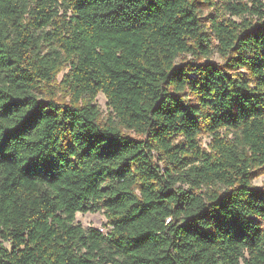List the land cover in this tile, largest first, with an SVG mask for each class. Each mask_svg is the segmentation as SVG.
I'll return each mask as SVG.
<instances>
[{
	"label": "trees",
	"instance_id": "trees-1",
	"mask_svg": "<svg viewBox=\"0 0 264 264\" xmlns=\"http://www.w3.org/2000/svg\"><path fill=\"white\" fill-rule=\"evenodd\" d=\"M263 170L264 0H0V264H264Z\"/></svg>",
	"mask_w": 264,
	"mask_h": 264
},
{
	"label": "rangeland",
	"instance_id": "rangeland-1",
	"mask_svg": "<svg viewBox=\"0 0 264 264\" xmlns=\"http://www.w3.org/2000/svg\"><path fill=\"white\" fill-rule=\"evenodd\" d=\"M199 8L200 9H199L198 15L200 16L201 22L207 23L208 14L211 12V8L208 7V5H201ZM225 17H230L231 19L235 21L240 20L238 16L231 15L229 13H226ZM189 60H196V61L208 60L211 62L223 64L225 61V58L222 57L218 52H213L212 55H210L209 57H202V56L195 57L194 55L190 53H186L178 57V62L183 63ZM67 71H68V67L64 66L57 73L55 77V83H53L55 85L53 90L56 93V99L59 101H64V102L69 101V98H70L68 94V89L64 86V84L61 83L63 76L67 73ZM40 92H44V91H40ZM44 93H48V92H44ZM40 96L44 98L45 95L41 93ZM94 102L97 104L100 110V121L106 122L108 117L110 116V108L108 107L106 97L104 96L103 93L100 92L96 96ZM124 131L134 137H138V138L141 137L134 131L126 130V129ZM197 140L201 147H207V144L210 141V135L207 133H201L198 135ZM159 156L160 155H158L157 157ZM155 160L158 162L160 166L164 165V163L162 161H159L158 158H155ZM252 184L256 187H264V170L253 178ZM75 221L80 223L83 227H95V228H100L102 230H105L106 228L105 224L107 222V218H106L105 213L102 210L93 211V212L87 211V212H77L75 215Z\"/></svg>",
	"mask_w": 264,
	"mask_h": 264
}]
</instances>
